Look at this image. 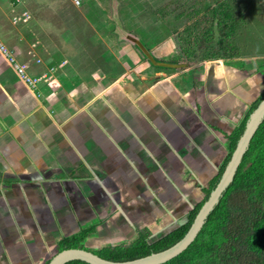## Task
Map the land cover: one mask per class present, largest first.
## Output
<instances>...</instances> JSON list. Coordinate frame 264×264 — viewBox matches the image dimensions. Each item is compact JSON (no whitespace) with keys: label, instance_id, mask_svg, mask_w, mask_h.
<instances>
[{"label":"crops","instance_id":"1","mask_svg":"<svg viewBox=\"0 0 264 264\" xmlns=\"http://www.w3.org/2000/svg\"><path fill=\"white\" fill-rule=\"evenodd\" d=\"M11 2L0 0V42L10 56L0 51V264H46L75 236L84 235L78 248L101 253L142 235L152 242L183 224L264 95V59L204 56L137 78L124 74L130 66L121 59L100 56L111 35L124 38L114 31L103 38L104 21L91 16L116 0L40 22ZM171 40L154 49L172 55ZM14 64H28L27 76L40 78L34 88ZM146 64L136 67L145 72Z\"/></svg>","mask_w":264,"mask_h":264},{"label":"trees","instance_id":"2","mask_svg":"<svg viewBox=\"0 0 264 264\" xmlns=\"http://www.w3.org/2000/svg\"><path fill=\"white\" fill-rule=\"evenodd\" d=\"M233 7L234 5H231L230 2H219L215 7L210 5L204 7L211 11L212 19H217V24L221 22L222 27L228 31L226 40H218L220 41L219 46L214 49L213 42H210L211 38L205 36L204 32L200 35L201 37L197 42L202 41L207 44L206 47L203 46L207 57L214 56L218 49L222 50L218 55L232 53L231 56L238 50L236 44L234 45L231 41L234 33L236 36V32L240 27V24L233 21ZM210 27L212 26L210 25ZM186 34L191 36L192 33L186 32ZM177 40L182 45V49L187 48L188 53H191L192 47L191 44H188L189 37H186L183 33V35L177 37ZM143 46L151 54L150 49L145 45ZM211 49L213 51L209 54ZM154 60L159 63H176L166 62L155 57ZM147 62L157 69H166L153 66L148 60ZM262 100H264V95L252 105L245 119L233 134V144L227 159L210 184L209 189L205 192L203 202L196 205L189 212L183 224L164 237L152 242L149 241L148 235H142L131 246L103 249L101 253H96V255L114 262H125L164 251L181 240L189 230L209 193L218 183L236 142L243 133L249 115ZM83 239L84 235H81L64 241L58 252L65 249H77L78 244ZM66 264L87 263L71 261ZM164 264H264V120L253 136L233 182L227 188L213 212L208 216L195 240L180 255Z\"/></svg>","mask_w":264,"mask_h":264},{"label":"rangeland","instance_id":"3","mask_svg":"<svg viewBox=\"0 0 264 264\" xmlns=\"http://www.w3.org/2000/svg\"><path fill=\"white\" fill-rule=\"evenodd\" d=\"M91 1L93 0H81V5L75 6L72 0H22L21 6L17 9V11L21 10L18 14H21L23 11H30L32 15L31 19L40 22L41 20H52L53 18H57L61 15L63 16V14H66L67 11H69L67 13H70L72 16L80 15L78 13L84 14L88 10L85 11V9L83 10L81 9V7H83V5H91ZM100 1L103 4L109 3L107 2L109 0ZM116 1L118 2V4L114 8L110 9V11L107 8L104 12H93V15L91 16L92 18L93 16H98L100 18V23L104 21L101 24L100 29H98V32L102 34L103 38H108L107 32H109L110 34L113 31L118 32L121 34L124 40L127 37L125 35L129 34V36H131L133 34V36H136L135 38H137L143 45L147 46L150 51L153 50L155 56L159 57L160 60L166 62H178V64L182 62L194 63L201 60L204 56H206V52H204L203 50V46L205 47L206 43L202 41H197L200 39V35L203 32L205 36L211 38L210 42H213V49L219 46L218 44L220 41L218 40H226V35L228 31L222 27L221 22L217 24V19H212L211 11L204 8L209 5L212 6L213 4L215 7L217 3H219L221 0ZM142 1H148V4L146 2L143 3ZM227 1L230 2L231 5L235 3V6L232 9V16L234 17L233 21L237 24H240V27L236 32V36L234 33V36L231 38L232 43L234 45L236 44L238 50H236V53L231 56L232 53H230L229 55H218L222 52V50L218 49V52L214 53V56L207 57L208 60H211V58H213L212 60L216 58H221L222 60L229 59V61L231 62L233 59L234 61H241L242 59H251L255 60L256 62H262L264 59V7L260 6L261 8L258 11V7H256V5L259 6L258 2H262L264 0ZM253 1H256L257 4ZM246 2H253L250 5V10L246 9ZM19 5L20 4H18L17 6ZM55 5L57 6V8H54ZM124 7H128V11H126V8ZM256 11L258 12L256 13ZM7 14L10 16V12H7ZM123 16H125L127 20L123 19ZM98 17H95V19H97ZM138 17L149 18L154 23L153 25L149 26L150 24L148 25V23L146 22L147 19H137ZM162 18L165 19V24H157L156 21ZM96 24L98 23L94 22L95 27ZM210 25L212 27H210ZM31 26L32 24H29V28ZM72 26L74 28L73 32L78 30V25L73 24ZM259 31H261L262 33ZM186 32L192 33L191 36H188ZM83 33L87 34L88 36L90 35L89 30H86ZM183 33L186 37H189L188 44H191L190 46L193 49L191 53H195L193 58L183 55V52L180 49L182 45L180 44L179 40H177V37L179 35H183ZM111 37L114 38L112 35ZM111 37L105 41V44L99 47L104 50V52H101L100 56L102 55V53L103 55H107V57H105V61H113L115 57L121 59V62H125L130 66V70H128L129 72L124 74H132L133 76H137V78L142 76L143 74L149 73L152 69H155V67H152L149 64L147 66L146 64V68L144 69L147 70L145 72L143 71V69L140 70V68L136 66L144 64L145 67V63H148L147 60L144 58L145 56H143V53L139 49L138 50L140 52L134 51V53H132L133 51H131V49L127 50V48L132 45L130 41L122 40L121 42V39L115 41L111 39ZM170 37L172 38V40L170 41L169 46L171 45V49H174V53L172 55L163 54L162 47L160 48L159 52L154 49L157 48L163 42H165L167 45L168 42L166 41L170 40ZM78 39L82 40V35H80ZM185 46L187 45L185 44ZM213 49L209 50V54L212 53ZM134 61L135 64H133ZM250 65L252 66L253 64L251 63ZM124 71L125 69L122 68L118 75L123 74ZM171 71H173V69ZM79 245L80 244H78V246ZM90 252L96 254L99 251ZM55 254L56 252L54 253V255Z\"/></svg>","mask_w":264,"mask_h":264},{"label":"water","instance_id":"4","mask_svg":"<svg viewBox=\"0 0 264 264\" xmlns=\"http://www.w3.org/2000/svg\"><path fill=\"white\" fill-rule=\"evenodd\" d=\"M127 40L135 45L153 66L161 68H180L186 66L185 64H167L156 62L154 60V57L148 52V50L137 38L128 35ZM263 120L264 100H262L249 115L245 123L243 133L236 142L235 148L231 153V157L227 162L218 183L216 184L215 188L209 193L208 198L197 212L187 233L176 244L164 251L152 253L148 256L125 262L110 261L80 248L65 249L56 253L50 259L48 264H66L71 261H82L87 264H164L176 258L183 251H185L195 240L196 236L206 223L208 216L213 212V210L221 200L223 194L233 182L234 176L241 164L243 156L248 150L250 142Z\"/></svg>","mask_w":264,"mask_h":264},{"label":"built area","instance_id":"5","mask_svg":"<svg viewBox=\"0 0 264 264\" xmlns=\"http://www.w3.org/2000/svg\"><path fill=\"white\" fill-rule=\"evenodd\" d=\"M13 2H11L12 6L14 5H18L22 2V0H12ZM73 4L75 6H78L81 4V0H72ZM22 21L26 22L28 19V15L26 13L22 14ZM13 23H17L18 21H20L19 18H13ZM0 51L5 55V57L9 58V52L7 51V49L2 45V43L0 42ZM14 70L16 71V73L18 74L19 78H21L22 80H24L30 87L34 88L36 83L40 81V78H30L27 76L26 72L28 70V64H14L12 65Z\"/></svg>","mask_w":264,"mask_h":264}]
</instances>
